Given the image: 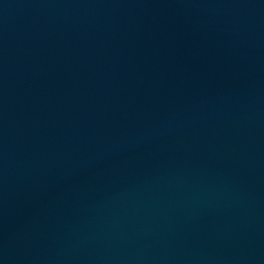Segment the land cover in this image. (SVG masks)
I'll use <instances>...</instances> for the list:
<instances>
[{
  "label": "water",
  "instance_id": "obj_1",
  "mask_svg": "<svg viewBox=\"0 0 264 264\" xmlns=\"http://www.w3.org/2000/svg\"><path fill=\"white\" fill-rule=\"evenodd\" d=\"M0 264H264V0H0Z\"/></svg>",
  "mask_w": 264,
  "mask_h": 264
}]
</instances>
